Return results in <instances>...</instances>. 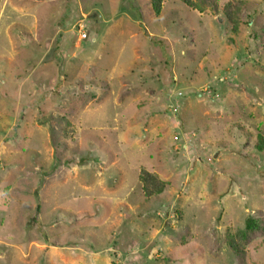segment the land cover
<instances>
[{
  "label": "rangeland",
  "instance_id": "374dc122",
  "mask_svg": "<svg viewBox=\"0 0 264 264\" xmlns=\"http://www.w3.org/2000/svg\"><path fill=\"white\" fill-rule=\"evenodd\" d=\"M195 1L0 0V264H264V0Z\"/></svg>",
  "mask_w": 264,
  "mask_h": 264
},
{
  "label": "trees",
  "instance_id": "16d2710c",
  "mask_svg": "<svg viewBox=\"0 0 264 264\" xmlns=\"http://www.w3.org/2000/svg\"><path fill=\"white\" fill-rule=\"evenodd\" d=\"M150 7L154 14H159L163 4L167 0H149ZM183 2L186 6L191 8H197L198 5L195 0H179ZM244 1L242 0H230L227 1L223 6V13L226 19H228L233 30H236L239 23V14ZM166 63L169 64V57L165 52H163ZM255 146L259 150L264 149V136L259 134L255 142ZM138 178L141 182V190L144 196L150 197L152 195L160 193L165 187V181L162 180L157 173L149 171L143 167L139 169ZM260 227L259 220L257 218L249 217L245 222L244 229L238 230L236 232L229 231L227 233V244L228 246L237 254L244 251V242L247 239L248 233L256 230Z\"/></svg>",
  "mask_w": 264,
  "mask_h": 264
}]
</instances>
